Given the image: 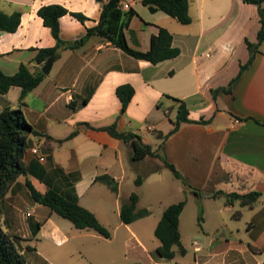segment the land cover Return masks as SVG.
I'll use <instances>...</instances> for the list:
<instances>
[{"label":"crops","instance_id":"obj_1","mask_svg":"<svg viewBox=\"0 0 264 264\" xmlns=\"http://www.w3.org/2000/svg\"><path fill=\"white\" fill-rule=\"evenodd\" d=\"M47 4H60L86 17L84 22L69 13L59 18L64 41L82 37L101 13L97 0H0L1 12L21 14L16 31L0 32L4 74L16 73L20 64L41 71L45 62L34 60L37 49L55 45L37 14ZM119 5L123 12L132 11L122 24L131 49L149 50L151 38L164 28L179 54L151 63L92 34L80 46L62 49L22 101L18 86L0 94V111L19 108L34 130L26 136L24 173L1 201L2 229L13 237L28 264H264V39L240 72L249 59L245 41L257 39L258 7L243 0H188L190 21L183 24L162 10H150L141 0H119ZM232 80L229 91L213 93ZM121 86L133 89L124 110L116 92ZM173 98L186 103L190 119L206 122L182 123L164 139L157 134L173 127L177 106ZM110 126L140 136L176 167L189 186L172 175L180 182L173 192L191 194L179 218L184 254L176 249L169 260L156 252L155 226L165 207L181 200L165 201L168 193H161L168 184L166 167L160 162L157 171L150 172L146 167L153 160L132 162L130 146L111 135L106 129ZM35 143L46 156L43 162L29 151ZM137 173L144 175L140 185L134 183ZM103 174L114 179L116 191L97 180ZM130 179L138 189L137 209L146 208L149 214L124 223L120 207L133 192ZM146 185L157 189L152 195L155 202L140 206ZM29 186L39 194L54 191L77 197L110 236L75 228L33 200ZM252 190L260 196L251 208L226 198L231 192ZM190 200L200 211L198 228L191 231L184 230L182 221ZM237 209L241 214L234 218ZM193 241L199 250H194Z\"/></svg>","mask_w":264,"mask_h":264},{"label":"trees","instance_id":"obj_2","mask_svg":"<svg viewBox=\"0 0 264 264\" xmlns=\"http://www.w3.org/2000/svg\"><path fill=\"white\" fill-rule=\"evenodd\" d=\"M101 7V13L98 23L87 28L86 33L72 41H64L60 37L59 18L69 13L81 22L86 17L80 12H72L60 4H47L38 8L37 14L42 18L43 24L50 29V33L55 39V45L49 48H38L34 60L38 63H44L50 57L57 58L62 49H72L84 43L86 38L92 34H97L109 39L116 47L120 48L128 55L141 60H147L151 63H158L165 59H170L179 54V49L172 46L171 34L164 28H159L158 33L151 38V46L147 51H138L131 49L126 41L122 30L123 19L125 15L132 11L123 12L119 5V0H97ZM150 10H162L175 18L177 21L186 24L190 21L188 14V0H141ZM243 2L254 4L258 7L260 15V28L257 32L256 42L251 43L246 40L249 50V59L247 63L241 65L240 72L251 62L254 53L258 51L260 43L264 39V9L262 4L264 0H243ZM20 12L15 11L10 14L0 11V32L12 33L16 31L20 22ZM239 72V73H240ZM42 71H32L25 64H20L16 73L12 75L4 74L0 71V94H5L12 86L20 88L19 101L25 97L44 77ZM233 80L227 86L213 90V93L219 90L229 91ZM117 95L121 101V109L124 110L129 102L133 89L129 86L118 87ZM177 103L176 114L173 120V127L166 134L157 135L166 139L173 134L182 123H205V120H192L188 117L189 111L186 103L181 99L173 98ZM107 131L116 138L122 139L130 146V160L132 162L142 161L144 159H157L164 167L169 169L171 174L181 180L187 188L189 186L183 179L176 167L167 162L155 149L142 141L141 137L133 133H119L113 126L106 128ZM34 130L25 121L23 113L19 108L5 107L0 111V215L1 201L7 193L11 184L16 178L24 173L22 166V156L25 148L26 136L33 133ZM157 171V168L150 172ZM144 175L137 173L134 183L140 185ZM97 180L105 183L112 191H116L117 185L112 177L107 174L97 176ZM33 200L48 206L59 216L69 220L77 229H91L99 235L108 238L110 231L101 224L95 215L78 203L77 197H66L54 191H48L45 194H39L29 186ZM194 191V190H193ZM196 195L198 192L194 191ZM260 193L252 190L247 193L231 192L226 195L228 201L236 200L239 207L251 208L258 200ZM138 194L132 192L127 200L123 201L120 207V218L124 223L147 216L149 210L146 208L137 209ZM185 200L181 199L169 204L163 210L158 220L154 235L159 241L156 252L159 256L166 259H173L176 249L180 254L185 253L182 246L179 233V218L185 206ZM241 210L233 211V217L238 218ZM200 220V214H199ZM0 264H28L23 255L17 249L13 237L5 232L0 224ZM128 264H142L132 262Z\"/></svg>","mask_w":264,"mask_h":264},{"label":"rangeland","instance_id":"obj_3","mask_svg":"<svg viewBox=\"0 0 264 264\" xmlns=\"http://www.w3.org/2000/svg\"><path fill=\"white\" fill-rule=\"evenodd\" d=\"M150 160H153V161H148V164H147V171L148 170H151L153 168H155L156 166H159L158 164H161L159 160L157 159H150ZM164 171V174L166 176V179H164L165 181L168 182L167 184V187L165 188V191H161L162 192H166L168 193V195L166 196V200L165 201H171V200H174V199H184L186 201V198H191V194L189 192H186L187 194V197L184 193H178L176 194L175 192H173V190H175L174 188L176 186H178L180 184L179 180L175 179L171 172L164 168L163 169ZM131 172V171H130ZM127 181V179H126ZM129 188L134 192H138V189L137 187L134 185L133 183V180L130 179V183H129ZM157 190V189H149V186L146 185L145 187L143 186L141 188V191L143 193V199L141 200V203H138V205H145L146 202H151V203H154V199H152V195H154V192ZM172 193V194H171ZM177 197V198H175ZM190 205L187 207V209L185 210V213H184V216H183V226H184V230H189L191 231V228H198V225H199V205L198 204H195L193 203L192 200H190ZM154 209H156V203H155V206H154ZM227 214V213H225ZM154 238V237H153ZM155 240V239H154ZM191 255V254H190Z\"/></svg>","mask_w":264,"mask_h":264},{"label":"built area","instance_id":"obj_4","mask_svg":"<svg viewBox=\"0 0 264 264\" xmlns=\"http://www.w3.org/2000/svg\"><path fill=\"white\" fill-rule=\"evenodd\" d=\"M124 8H128L127 4L123 5ZM29 151L41 162H43L46 158V156L40 152V147L38 143L33 144L30 148ZM29 213H27L28 215ZM193 246L194 250H199V243L197 241H193Z\"/></svg>","mask_w":264,"mask_h":264},{"label":"water","instance_id":"obj_5","mask_svg":"<svg viewBox=\"0 0 264 264\" xmlns=\"http://www.w3.org/2000/svg\"><path fill=\"white\" fill-rule=\"evenodd\" d=\"M54 61V57H50L46 60V62L43 64L42 68H41V71L42 73L46 74L49 72L51 66H52V63Z\"/></svg>","mask_w":264,"mask_h":264}]
</instances>
